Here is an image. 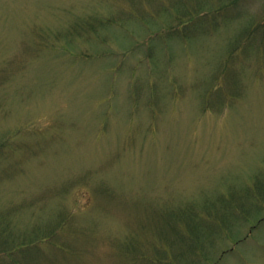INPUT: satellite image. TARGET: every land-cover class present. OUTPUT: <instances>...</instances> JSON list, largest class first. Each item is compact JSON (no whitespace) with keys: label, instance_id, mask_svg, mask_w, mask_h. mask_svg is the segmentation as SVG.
I'll return each instance as SVG.
<instances>
[{"label":"rangeland","instance_id":"1","mask_svg":"<svg viewBox=\"0 0 264 264\" xmlns=\"http://www.w3.org/2000/svg\"><path fill=\"white\" fill-rule=\"evenodd\" d=\"M2 244L264 264V0H0Z\"/></svg>","mask_w":264,"mask_h":264},{"label":"trees","instance_id":"2","mask_svg":"<svg viewBox=\"0 0 264 264\" xmlns=\"http://www.w3.org/2000/svg\"><path fill=\"white\" fill-rule=\"evenodd\" d=\"M234 50L236 49V47L235 48H233ZM259 202L261 201V196H256L255 197ZM256 210H260V209H256ZM231 214V213H230ZM227 211H225L224 212V214H223V216H221L220 217V219H221V222L219 223V225L217 226V227H211V228H209V224H208V222H206V223H203V219H201L200 220V224H198L197 223V225L195 226V227H197L198 228V233H197V235H199V232H201V227L202 226H204V229H205V233H204V235H210L211 234V232L210 231H208V230H217V229H221L220 227H224V226H226V227H229V226H231L230 225V222H229V215H230ZM250 214V213H249ZM236 216H237V219H238V221H241V220H245L246 218H248V215L247 216H243L242 215V212H236ZM219 217V216H218ZM195 219H196V217H195ZM203 220V221H202ZM206 228H208V229H206ZM200 235H203L202 234V232H201V234ZM8 245H4V244H2V245H0V249L1 250H3L4 248H6Z\"/></svg>","mask_w":264,"mask_h":264}]
</instances>
